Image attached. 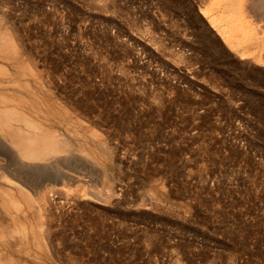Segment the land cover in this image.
I'll use <instances>...</instances> for the list:
<instances>
[{
    "label": "rangeland",
    "instance_id": "obj_1",
    "mask_svg": "<svg viewBox=\"0 0 264 264\" xmlns=\"http://www.w3.org/2000/svg\"><path fill=\"white\" fill-rule=\"evenodd\" d=\"M263 1L0 0V264H264Z\"/></svg>",
    "mask_w": 264,
    "mask_h": 264
},
{
    "label": "bare ground",
    "instance_id": "obj_2",
    "mask_svg": "<svg viewBox=\"0 0 264 264\" xmlns=\"http://www.w3.org/2000/svg\"><path fill=\"white\" fill-rule=\"evenodd\" d=\"M260 2H261V1H260ZM263 2H264V1H263ZM250 4H251V3H250ZM224 7H225V6H224ZM263 14H264V13H263ZM222 28H224V27H222ZM227 28H228V27H227ZM224 29H225V28H224ZM224 29H223V30H224ZM227 30H228V29H227ZM248 38H249V37H248ZM248 38H247V39H248ZM247 41H248V40H247ZM245 44H247V42H246ZM245 44H243V45H245ZM249 47H250V46H249ZM243 48H244V47H243ZM1 55H2V53H1ZM6 56H7V55H6ZM2 69H3V68L0 67V71H1ZM3 70H5V69H3ZM17 111H18V110H17ZM21 113H22V112H21ZM15 114H17V113H15ZM19 115H20V113H19ZM23 115H24V114H23ZM22 118H23V117H22ZM37 124H38V123H37ZM0 125H1V124H0ZM30 125H31V123H30ZM30 125H29V128H30ZM33 125H34V124H33ZM2 127H6V126L2 125ZM31 127H32V126H31ZM36 127H37V126H36ZM6 129H8V127H7ZM16 131L19 133V131H18L17 129H16ZM3 133H4V132H3ZM16 134H17V133H16ZM20 134L22 135V133H20ZM23 134H24V132H23ZM3 135H4V134H3ZM26 135H27L26 137H28V134H27V133H26ZM20 137H21V136H20ZM10 138H11V137H10ZM18 138H19V136H18ZM29 138H30V137H29ZM3 139H4V138H3ZM11 139H13V138H11ZM21 139H22V137H21ZM32 139H34V138H32ZM32 139H31V140H32ZM14 140H15V139H14ZM14 140H13V142H15ZM24 140H25V139H24ZM26 140H28V139H26ZM36 140H37V139H36ZM51 140H52V139H51ZM17 141H18V140H17ZM17 141H16V143H17ZM5 142H7V141H5ZM18 142H19V141H18ZM25 142H26V141H25ZM29 142H30V139H29ZM34 142H35V139H34ZM60 142H62V141H60ZM16 143H15V144H16ZM27 143H28V141H27ZM27 143H26V146L28 145ZM5 144H6V143H5ZM9 144H10V143H9ZM13 144H14V143H13ZM57 144H58V142H57ZM19 145H21V144H19ZM19 145H18V146H19ZM33 145H34V144H33ZM35 145H36V143H35ZM10 146H11V145H10ZM26 146H25V150H26ZM46 146H47V145H46ZM22 147H23V146H22ZM55 147H56V146H55ZM55 147H54V148H55ZM58 147H59V146H58ZM60 147H61V146H60ZM60 147H59V149H61ZM23 148H24V147H23ZM23 148H22V150H23ZM33 148H34V147H33ZM48 148H50V147H48ZM54 148H53V149H54ZM20 149H21V146H20ZM51 149H52V148H51ZM51 149L48 150V151H50V152L52 153V150H51ZM57 149H58V148H57ZM16 150H17V149H16ZM16 150H15V152H16ZM27 150H28V149H27ZM1 151H2V150H1ZM19 151L21 152V150H19ZM31 151H32V150H31ZM42 151H43V150H42ZM48 151H46V152H48ZM53 151H54V150H53ZM20 152H18L17 155H18ZM26 152H27V151H25V153L22 152L23 155L26 154L24 158H25V159L27 158V159L24 160V161H28V157H26V156H29V157L32 156L31 153H29V152L26 153ZM43 152H44V151H43ZM22 153H21V155H20L21 157H22ZM32 153H33V152H32ZM39 153L41 154V152H39ZM36 154H38V153H35V156H34L35 158H33V157H30V158H32L33 160H35V159L37 158V157H36ZM40 154H39V155H40ZM42 154H44V153H42ZM15 156H16V155H15ZM20 156H19V157H20ZM42 156H43V155H42ZM42 156H40V157H42ZM46 156H47V154H46ZM46 156H44V157H46ZM8 157H9V155H8ZM44 157H43V158H44ZM19 159H20V158H19ZM19 159H18V160H19ZM21 159H22V158H21ZM32 159H30V160H32ZM37 159H38V158H37ZM44 159H46V158H44ZM22 160H23V159H22ZM39 160H40V158H39ZM27 163H28V162H27ZM7 164H9V163H7ZM16 164H18V163H16ZM14 165H15V164H14ZM29 165H30V164H29ZM17 166H18V165H17ZM13 167H15V166H13ZM30 167H31V166H30ZM1 168H2V167H1ZM4 168H5V167H4ZM9 168H11V167H9ZM15 168H16V167H15ZM31 168H32V167H31ZM6 169H7V168H6ZM21 169H22V168H21ZM9 170H10V169H9ZM15 170H17V169H15ZM2 171H3V169H2ZM4 171H5V170H4ZM4 171H3V172H4ZM5 172H6V171H5ZM5 172H4V174H5ZM9 172H10V171H9ZM16 172H18V171H16ZM12 173H14V172H11V174H12ZM9 174H10V173H9ZM9 174H8V175H9ZM18 174H19V173H18ZM20 174H21V172H20ZM1 175L3 176V174H1ZM14 175H15V174H14ZM14 175L12 174L11 176H14ZM18 176H19V175H18ZM14 177H15V176H14ZM14 177H12V178L14 179ZM18 178H19V177H18ZM21 178H22V177H21ZM1 179H3V177H2ZM13 179H12V180H13ZM6 181H7V180H6ZM9 182H10V181H9ZM9 182H8V183H9ZM21 182H22V181H21ZM9 184H10V183H9ZM7 185H8V184H7ZM11 188H12V187H11ZM33 196H34V195H33ZM10 202H11V201H10ZM12 203H13V202H12ZM11 206H12V204H11ZM14 207H15V206H14ZM18 207H19V206H18ZM17 210H18V209H17ZM24 216H25V215H24ZM2 218H3V216H2ZM24 218H25V217H24ZM15 222H16V221H15ZM23 228H24V227H23ZM0 230H1V229H0ZM20 233H21V232H20ZM24 234H25V233H24ZM35 239H36V238H35ZM23 242H24V240H23ZM14 248H15V247H14Z\"/></svg>",
    "mask_w": 264,
    "mask_h": 264
}]
</instances>
